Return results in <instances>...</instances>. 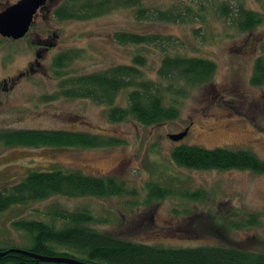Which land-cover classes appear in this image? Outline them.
I'll use <instances>...</instances> for the list:
<instances>
[{"label":"rangeland","instance_id":"obj_1","mask_svg":"<svg viewBox=\"0 0 264 264\" xmlns=\"http://www.w3.org/2000/svg\"><path fill=\"white\" fill-rule=\"evenodd\" d=\"M15 1L0 0V11ZM65 1L47 0L45 9L38 11L30 34L42 33L56 45L39 51L38 73L17 78L10 88L9 78L35 58L30 46L34 35L0 40V131H83L118 142L101 147L0 146V188L30 170L77 169L114 176L130 194L55 195L12 205L0 212V248L23 245L22 232L12 226L14 220L42 218L47 208L57 205L70 210L86 207L101 221L94 228L131 241L173 248L230 246L264 253V173L187 169L170 159L174 146L195 144L248 150L264 160V82H251L253 58L264 49V0H138L143 17L136 16V7L108 0L104 9L86 19H58L53 11ZM94 1L100 0L90 3ZM78 4L74 5L78 8ZM225 6L228 16L219 14ZM237 6L257 13L261 21L250 30H239L232 16ZM166 9L181 12L183 20H157L150 15ZM186 12L190 17H185ZM46 16L48 20L42 18ZM117 32L154 34L171 41L120 44L113 38ZM247 40L254 49L245 44ZM67 51H75L76 57L54 70L53 57ZM135 54L142 57V78L161 87L162 102L175 105L176 118L153 125L131 118L112 122L106 119L104 104L61 94L63 80L130 64ZM165 54L208 59L214 71L201 83L174 79L167 91L169 80L157 74ZM125 91L117 92L115 105H125ZM188 122L184 138H168ZM146 183L164 186L170 194L149 200Z\"/></svg>","mask_w":264,"mask_h":264},{"label":"trees","instance_id":"obj_2","mask_svg":"<svg viewBox=\"0 0 264 264\" xmlns=\"http://www.w3.org/2000/svg\"><path fill=\"white\" fill-rule=\"evenodd\" d=\"M80 1V3L78 2ZM66 0L54 9L58 19H86L99 13L108 0ZM135 8L136 16L143 17L144 8L138 0H117ZM79 3V4H78ZM78 4V8L76 5ZM228 8L221 7L219 14L228 16ZM187 13V12H186ZM157 20L182 21L181 12L171 9L157 10L150 14ZM233 21L239 30H250L261 21L252 11L237 6L232 12ZM185 17H190L185 14ZM120 44H158L163 40L154 34L117 32L113 37ZM75 52V51H73ZM72 51L55 55L52 65L62 68L76 57ZM142 57L135 54L130 64H118L107 69L79 76L69 77L60 82L61 94L67 97L89 98L107 106L105 116L116 122L131 118L142 125L159 124L177 116L175 105H164L161 87L142 78L139 67ZM214 63L208 59L165 54L157 74L169 80L170 90L174 79H183L196 84L205 81L214 71ZM251 77L253 84L264 82V68L259 60ZM121 89L125 91L124 106L115 105L114 98ZM170 134H167L169 138ZM170 139V138H169ZM110 136L98 133L69 130L13 129L0 131V146L18 147H101L116 144ZM172 162L183 168L194 170L246 169L264 173V160L258 159L248 150H232L224 147L206 148L195 144H179L170 151ZM147 199H160L170 194L168 188L157 183L145 184ZM130 194L123 181L111 175H92L80 170L61 169L30 170L19 180L0 188V212L12 205L27 201L42 200L59 195L66 197H108ZM194 195L201 196L200 193ZM249 221H252L249 220ZM101 221L86 207L72 210L51 205L42 213V218H19L12 226L22 232L23 245L0 248V264H67L45 262L31 255L64 257L89 264H264V253H253L230 246L162 247L131 241L112 233L94 228ZM18 250V251H15Z\"/></svg>","mask_w":264,"mask_h":264},{"label":"water","instance_id":"obj_3","mask_svg":"<svg viewBox=\"0 0 264 264\" xmlns=\"http://www.w3.org/2000/svg\"><path fill=\"white\" fill-rule=\"evenodd\" d=\"M47 0H16L14 3L7 5L0 11V36L17 39L22 37L29 25L36 10L41 7ZM184 133L170 134L171 140H178L183 137ZM18 251V250H15ZM19 252V251H18ZM0 251V255L4 254ZM33 258L45 262H63L67 264H89L64 257H46L40 255H31Z\"/></svg>","mask_w":264,"mask_h":264},{"label":"flooded vegetation","instance_id":"obj_4","mask_svg":"<svg viewBox=\"0 0 264 264\" xmlns=\"http://www.w3.org/2000/svg\"><path fill=\"white\" fill-rule=\"evenodd\" d=\"M46 3H47V1L41 6V7H39L37 10H36V13L34 14V16H33V18H32V22H31V24L29 25V27H28V29H27V31H26V33L22 36V37H20V38H17V39H12V38H9V37H2V36H0V40H2V39H7V40H21V39H23V38H25L26 36H30V35H34V39L33 40H31V44H30V46L33 48V56L36 58L37 57V59H35V58H33V60H32V62H27V64H26V66L24 67V69L23 70H19L18 72H17V74H15V76L12 78H9V85L7 86L8 88H10L11 86H12V83L17 79V78H19V77H22V76H28V75H33V74H36V73H38L39 72V70L42 68V66H41V64H40V62H39V59H40V57H41V55L40 54H38L39 53V51H43V50H46V49H50V48H52V47H54L55 45H56V43H55V41H49V40H47L46 39V36L45 37H43V36H41L42 35V33L41 34H39V33H34V34H30V32H31V29H32V27H33V25H34V21H35V16L37 15V13H38V11H41L42 9H45V7H46ZM9 5V4H8ZM42 18H44L45 20H48L49 18H48V16H46V17H42ZM44 19H42V20H44ZM69 19H73V18H69ZM79 20H81V19H79ZM46 33H48V31L46 30ZM254 40V39H253ZM34 41V42H33ZM245 44L250 48V49H254L255 47H254V45L252 44V46H250L251 45V43L247 40L246 42H245ZM36 49V50H35ZM262 51H263V54H260L259 56H257V55H255V57L253 58V62H252V66H251V68H252V75H251V77L253 76V73L255 72V70L257 69V68H255V64H256V61H258L259 60V63H260V67L261 68H264V49H262ZM53 68H54V70L55 69H58L57 67H55V66H52ZM5 82L6 81H3L2 82V85H4L5 86ZM3 88H5V87H3ZM190 125H191V122H188L184 127H182V130L181 131H179V132H177V133H180V132H182V133H184V135L183 136H185L187 133H188V129H189V127H190ZM182 138H184V137H182Z\"/></svg>","mask_w":264,"mask_h":264}]
</instances>
